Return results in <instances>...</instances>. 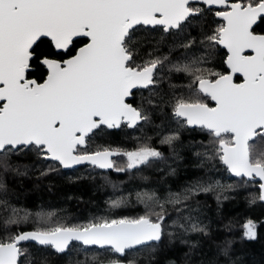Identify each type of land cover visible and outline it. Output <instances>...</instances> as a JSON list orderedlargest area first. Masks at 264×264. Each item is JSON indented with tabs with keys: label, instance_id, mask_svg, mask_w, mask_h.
Returning a JSON list of instances; mask_svg holds the SVG:
<instances>
[{
	"label": "snow or ice",
	"instance_id": "obj_1",
	"mask_svg": "<svg viewBox=\"0 0 264 264\" xmlns=\"http://www.w3.org/2000/svg\"><path fill=\"white\" fill-rule=\"evenodd\" d=\"M257 208L264 0H0V264H264Z\"/></svg>",
	"mask_w": 264,
	"mask_h": 264
},
{
	"label": "trees",
	"instance_id": "obj_2",
	"mask_svg": "<svg viewBox=\"0 0 264 264\" xmlns=\"http://www.w3.org/2000/svg\"><path fill=\"white\" fill-rule=\"evenodd\" d=\"M137 133H129V136L136 135ZM113 140L115 143H121L124 141L123 134H118L113 137ZM165 150V149H164ZM167 154V152H166ZM85 169L82 167L80 169V172L83 173ZM69 174H71L70 170H68ZM179 176H184V167L183 163L181 164ZM112 179L119 180V179H127L126 176H117L115 173L112 174ZM173 180H176L177 178H172ZM11 182V178H9ZM182 182V181H181ZM47 183V182H45ZM66 188H70L71 192L70 194H74L76 196H83V199L85 201H88L90 199L95 200L96 203L103 206L104 200L107 198V194L110 193V189L107 190H100V191H94L93 187L85 182L83 189L80 188V186L72 185L67 186ZM178 187V185H177ZM175 190V189H174ZM244 194H241L240 197L237 200H230L226 201L224 204L223 213L225 216H234L237 213H243L247 211L246 204L244 202L243 198ZM200 199L203 201L205 200V197L201 196ZM207 203L211 206L212 211L209 213L211 216L215 217V209H216V203L214 198L209 195L207 197ZM21 204L23 206L31 208L33 211L36 210V205L44 204L47 208L49 205L53 207H65L68 208L69 211L75 212L77 210V202L71 201L68 203H64L60 197L56 194L49 195L46 192L40 193V192H29L26 198L21 199ZM82 207V206H81ZM251 215L254 217H257L259 219H264V215H261V210L259 208L252 210ZM215 227V226H214ZM261 233L264 234V229H260ZM247 245L246 250L250 253L251 258H254L255 260L259 261L262 257H264V239L257 242H245ZM235 247L239 251L242 247V245L237 242Z\"/></svg>",
	"mask_w": 264,
	"mask_h": 264
},
{
	"label": "flooded vegetation",
	"instance_id": "obj_3",
	"mask_svg": "<svg viewBox=\"0 0 264 264\" xmlns=\"http://www.w3.org/2000/svg\"><path fill=\"white\" fill-rule=\"evenodd\" d=\"M165 152H167V150L165 149Z\"/></svg>",
	"mask_w": 264,
	"mask_h": 264
}]
</instances>
